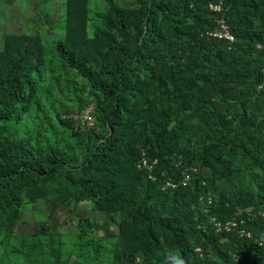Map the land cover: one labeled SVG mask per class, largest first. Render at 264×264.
Here are the masks:
<instances>
[{
  "label": "trees",
  "instance_id": "obj_1",
  "mask_svg": "<svg viewBox=\"0 0 264 264\" xmlns=\"http://www.w3.org/2000/svg\"><path fill=\"white\" fill-rule=\"evenodd\" d=\"M220 1L222 12L209 10ZM89 3L66 0L64 37L50 48L27 29L0 40V264H34L43 236L54 264H264L254 240L210 222L244 220L264 242L254 217L264 212V0H106L101 25ZM220 18L234 43L208 35ZM51 54L90 87L93 127L73 117L82 99L77 113L43 109ZM34 115L49 127L29 125ZM143 156L157 161L151 173ZM189 168L187 186L163 189ZM82 203L96 217L76 215L80 244L64 262L57 214ZM41 215L40 229H25Z\"/></svg>",
  "mask_w": 264,
  "mask_h": 264
},
{
  "label": "rangeland",
  "instance_id": "obj_2",
  "mask_svg": "<svg viewBox=\"0 0 264 264\" xmlns=\"http://www.w3.org/2000/svg\"><path fill=\"white\" fill-rule=\"evenodd\" d=\"M138 1L139 0H118L120 6L123 8L133 7L138 3ZM8 2L10 6H8L7 3L4 4L5 1H1L0 4L1 41L7 33H21L26 31V29L28 33H39L44 40L46 48H50L52 45L54 46L55 42L64 37L66 0H8ZM23 6L26 7L23 8ZM89 8L92 15L91 24L101 25L99 21H96V16L99 11L107 8L106 0H90ZM11 17L13 19L9 22ZM93 30L94 29L91 28L89 32L92 33ZM49 57L51 60L49 58V63L40 76L45 89L44 92H48L44 94H50L48 97H43L42 92L40 93L42 97L43 109H45L47 115L48 112L50 115L52 114V109L57 112L69 110L77 113V110L81 107L79 105L80 99H82L83 105L87 104L84 106L87 108H83L85 110L81 114L73 117H84L86 113H89L90 115L94 103H91L90 87L85 83L86 81L71 69H63V66L56 55L51 54ZM55 115L53 114L54 117ZM63 116L64 115H62L61 118ZM52 119V124H54L53 126H56V119ZM39 122L43 129H47L49 127L48 120L36 118L35 115L30 119L29 125H38ZM62 132L63 130L57 131L58 135H63ZM18 134L22 136L21 129ZM78 213L81 214V216H85L87 214L90 217H96V213L92 210V207L88 203H82L78 210H75L73 206L64 208V210H61L57 214V234H61L62 237L56 239L63 243L60 253H62V261L64 262H69L70 260L75 261L76 259L74 256H71V252L77 247V245L80 244L77 226L78 217L76 216ZM38 218L39 216H37V219ZM37 219L33 216H28L25 220L28 222V224L25 225V229L27 227L28 229L31 228L33 231L35 226H38V228L41 227L40 221H44L45 218L43 219V216L41 215L38 219L39 223L36 224ZM97 219H103V217L98 215ZM116 227L117 225L111 224L109 227V233L115 235ZM95 235H97L95 232H87V237L85 239L95 237ZM99 235L106 236V232L101 231ZM48 240V237L43 236L42 241L44 247L39 251L38 258L34 260V264L55 263L54 259L48 255V251L50 250ZM57 244L58 243H56V245ZM102 261L103 263L101 264H112L110 256L107 255L103 257Z\"/></svg>",
  "mask_w": 264,
  "mask_h": 264
},
{
  "label": "built area",
  "instance_id": "obj_3",
  "mask_svg": "<svg viewBox=\"0 0 264 264\" xmlns=\"http://www.w3.org/2000/svg\"><path fill=\"white\" fill-rule=\"evenodd\" d=\"M208 8L210 11L215 12V13H220L223 11V1L217 2V3H210L208 5ZM217 27L215 28V30L213 32L208 33V35L210 37H214L217 38L219 40H226L228 42H230L231 44L235 42V37L234 35L231 33L229 26L227 25V23L224 21V19L220 18L217 20ZM257 48L259 50H263L264 51V44H258ZM75 121L77 122V125L80 124V121H84L85 125H87L88 127H93L94 126V121L93 118L89 115V113H86L85 116L83 117H79L76 116L74 117ZM157 164V161H153V163H150L147 158L145 156H143L141 158V160L138 163V168L139 169H146L147 171H149L150 173L153 171L154 166ZM193 170L192 168H189L185 171L182 172V179L180 180L179 184L172 182V181H168L165 180L163 183V189H168V188H177L179 187V185H183V186H187V184L190 182L191 180V175H190V171ZM149 178L152 181H156V177L153 176L152 174L149 175ZM200 204L202 205V209L205 212H209V207L212 204V198L208 197L205 198L204 196L200 197L199 199ZM260 217L263 222H264V212L261 213H257L254 215V217ZM210 222L213 224L214 228L216 229L217 233H231L234 232L237 235H239L241 238H247V239H251L254 240L255 243H257V245L259 246V248L262 249V251L264 252V242L260 241L258 239H254L253 234L251 231L247 230L245 228V221L244 220H240L238 218H232V219H228L226 221H218L215 218H211ZM195 253L197 258L200 261H203L205 258V252L201 247H198L195 249ZM233 260L235 263H240L242 262V258L234 255L233 256Z\"/></svg>",
  "mask_w": 264,
  "mask_h": 264
},
{
  "label": "crops",
  "instance_id": "obj_4",
  "mask_svg": "<svg viewBox=\"0 0 264 264\" xmlns=\"http://www.w3.org/2000/svg\"><path fill=\"white\" fill-rule=\"evenodd\" d=\"M1 1H5V3L4 4H8V0H1ZM1 1H0V4H1ZM26 6H23V8H25ZM26 10H27V8H26ZM25 11V10H24ZM25 13V12H24ZM3 14H4V12H3ZM8 15V14H7Z\"/></svg>",
  "mask_w": 264,
  "mask_h": 264
}]
</instances>
